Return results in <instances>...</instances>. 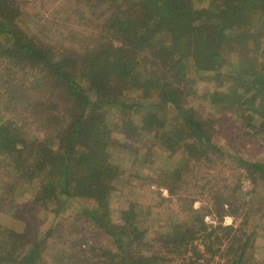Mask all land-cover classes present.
<instances>
[{"label":"trees","instance_id":"trees-1","mask_svg":"<svg viewBox=\"0 0 264 264\" xmlns=\"http://www.w3.org/2000/svg\"><path fill=\"white\" fill-rule=\"evenodd\" d=\"M29 2L0 0V264H264L253 232L207 221L240 204L180 193L226 158L264 192V161L212 139L227 113L264 143V0H87L103 19L79 47L24 28ZM137 175L177 209L144 215Z\"/></svg>","mask_w":264,"mask_h":264},{"label":"rangeland","instance_id":"rangeland-1","mask_svg":"<svg viewBox=\"0 0 264 264\" xmlns=\"http://www.w3.org/2000/svg\"><path fill=\"white\" fill-rule=\"evenodd\" d=\"M28 6V7H27ZM28 9L29 14L25 15V22L22 23L24 28L28 31H33V29H38L45 27V33L50 35L54 40H58L64 44V46H69L75 43L78 47L79 45L75 38L79 36V31L86 32L89 36L90 33L98 34L100 28L98 24L103 19L100 15L101 10H96L97 13H93L92 6L89 5L87 0H30V2L25 6ZM81 36V35H80ZM78 38V37H77ZM157 50H155L156 52ZM153 52V54L155 53ZM204 97L192 96L191 102L199 103L204 101ZM73 104L72 101H70ZM7 114V113H6ZM231 114H224L221 118L222 121H215L216 129L215 133L212 135V139L215 143L221 146L231 145L239 155L244 158L253 160H262L261 155L264 153V143L263 138L247 137L241 131L242 123L232 120L230 118ZM15 115H12L14 117ZM30 116V115H25ZM23 117L16 114L17 121H23ZM19 119V120H18ZM31 133L36 134L37 137L41 135L36 130V127L31 129ZM144 161L151 164L148 158ZM194 164V161H192ZM195 165V164H194ZM197 166L193 167L196 171V177L192 180L190 179V186L188 189H184L180 193L188 199L195 200L194 206L210 207L212 205L209 194L211 191L220 189L223 191L226 199H231L234 204H240L239 212L233 215H226L219 219L215 216H207V221L211 224L222 223L224 225H233L235 227H242L247 233L253 232V241L260 246H257L255 253L261 255L262 249L264 248V192L263 189L258 186L255 191V186L245 176L238 171V166L235 162L230 159H223L218 161L216 164L209 163H199ZM132 171V170H131ZM146 176V175H144ZM131 183L134 184V189H124V192L133 195L132 202H139L143 208L142 213L152 218L161 209L164 210L165 207H170L177 209L175 206V197H170L168 191L165 188L158 187L150 178L136 176ZM241 184V189L239 192H234ZM124 186V185H123ZM195 188H190L194 187ZM155 190L153 194L152 190ZM254 190V192H253ZM162 193L161 195L168 198V201L160 204V197L156 194ZM232 193L234 195H232ZM2 191H0V195ZM117 198L116 203L119 201ZM224 203H229L224 201ZM179 205V202H177ZM232 204V202H231ZM228 206L224 208L230 209ZM24 207L22 204L18 209H16L12 215H20L21 209ZM234 207V205L232 206ZM242 207H244L242 209ZM237 208V207H236ZM9 213V212H7ZM71 212H66L65 217H71ZM20 217V216H19ZM167 217V213H166ZM73 218V216H72ZM92 233H99L89 231V237L93 241ZM154 235V234H152ZM262 246V247H261ZM263 257V256H262ZM261 261V257L257 258ZM256 260V261H257Z\"/></svg>","mask_w":264,"mask_h":264}]
</instances>
